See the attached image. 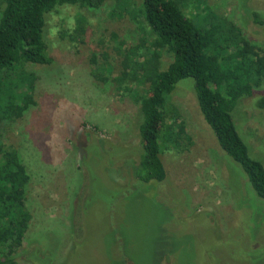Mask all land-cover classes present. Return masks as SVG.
<instances>
[{
    "label": "rangeland",
    "instance_id": "obj_1",
    "mask_svg": "<svg viewBox=\"0 0 264 264\" xmlns=\"http://www.w3.org/2000/svg\"><path fill=\"white\" fill-rule=\"evenodd\" d=\"M175 1L198 24L212 14L233 23L264 52V0ZM141 13V0L57 8L45 16L51 65L17 67L8 78L9 88L19 86V75L36 79L33 104L0 122V142L29 175L30 220L16 264H264V200L218 147L192 79L169 97L189 140L163 147V182L134 178L139 72L171 62L151 49ZM260 97L264 83L239 101L234 121L264 165V110L254 106Z\"/></svg>",
    "mask_w": 264,
    "mask_h": 264
},
{
    "label": "trees",
    "instance_id": "obj_2",
    "mask_svg": "<svg viewBox=\"0 0 264 264\" xmlns=\"http://www.w3.org/2000/svg\"><path fill=\"white\" fill-rule=\"evenodd\" d=\"M103 2L0 0V122L20 118L33 104L36 79L19 75L15 82L19 86L9 88L8 78L15 69L52 63L44 39L45 16L64 6L96 10ZM141 4V16L152 35L151 49L168 55L171 62L163 71L144 67L139 72L143 89L135 102L141 155L135 180L142 184L163 182V147L177 144L180 138L189 140L169 97L178 82L192 79L199 111L218 147L241 168L254 195L264 200V165L250 155L234 121L239 101L251 97L264 83V52L249 44L233 23L213 14L198 24L175 0H141ZM252 18L262 23L257 13ZM17 103L20 106L15 107ZM254 106L264 110V97L257 98ZM28 182L17 152L0 142V264H16L14 255L23 244L30 220L25 202Z\"/></svg>",
    "mask_w": 264,
    "mask_h": 264
}]
</instances>
